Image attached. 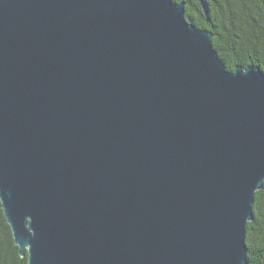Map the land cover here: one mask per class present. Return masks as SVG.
Returning <instances> with one entry per match:
<instances>
[{
  "label": "water",
  "instance_id": "water-1",
  "mask_svg": "<svg viewBox=\"0 0 264 264\" xmlns=\"http://www.w3.org/2000/svg\"><path fill=\"white\" fill-rule=\"evenodd\" d=\"M174 0H0V202L28 264H248L264 72Z\"/></svg>",
  "mask_w": 264,
  "mask_h": 264
},
{
  "label": "trees",
  "instance_id": "trees-1",
  "mask_svg": "<svg viewBox=\"0 0 264 264\" xmlns=\"http://www.w3.org/2000/svg\"><path fill=\"white\" fill-rule=\"evenodd\" d=\"M185 3L186 20L211 32L226 68L264 72V0H174ZM254 219L246 226L248 264H264V186L255 195ZM0 264H28L15 245L0 202Z\"/></svg>",
  "mask_w": 264,
  "mask_h": 264
}]
</instances>
